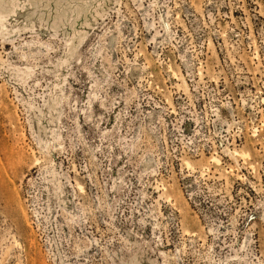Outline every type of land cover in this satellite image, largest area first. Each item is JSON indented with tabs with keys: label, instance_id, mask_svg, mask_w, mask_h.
I'll use <instances>...</instances> for the list:
<instances>
[{
	"label": "rangeland",
	"instance_id": "1",
	"mask_svg": "<svg viewBox=\"0 0 264 264\" xmlns=\"http://www.w3.org/2000/svg\"><path fill=\"white\" fill-rule=\"evenodd\" d=\"M150 263L264 264V0H0V264Z\"/></svg>",
	"mask_w": 264,
	"mask_h": 264
},
{
	"label": "bare ground",
	"instance_id": "2",
	"mask_svg": "<svg viewBox=\"0 0 264 264\" xmlns=\"http://www.w3.org/2000/svg\"><path fill=\"white\" fill-rule=\"evenodd\" d=\"M75 30H77V29H75ZM81 32H82V31H81ZM76 33H77V32H76ZM71 34H73V33H71ZM77 35H79V34L77 33ZM73 36H75V34H74ZM81 36H82V34H81ZM83 36H84V35H83ZM71 39H72V38H71ZM80 39H82V38H80ZM77 40H78V39H77ZM69 41H70V39H69ZM70 43H71V42H70ZM70 43H69V44H70ZM72 43H73V42H72ZM72 43H71V44H72ZM75 45H76V44H75ZM72 47L74 48L73 45H72ZM70 50H72V49H70ZM183 81H184V80H183ZM236 153H238V152H236ZM234 156H235V155H233V157H234ZM213 157H214L213 160H214L215 162H217V161H218V159H217L218 157H217V158H216V156H213ZM211 158H212V157H211ZM215 164H216V163H215ZM217 166H218V165H217ZM215 167H216V166H215ZM9 248H11V247H7L6 251L3 253L4 255H3V257H2V260L6 258L8 252H9V251H8ZM150 264H151V263H150ZM152 264H153V263H152Z\"/></svg>",
	"mask_w": 264,
	"mask_h": 264
}]
</instances>
